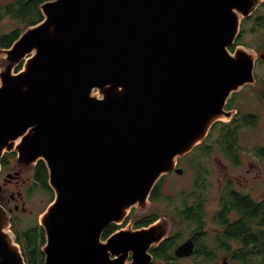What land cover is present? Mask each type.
Wrapping results in <instances>:
<instances>
[{
  "label": "water",
  "instance_id": "95a60500",
  "mask_svg": "<svg viewBox=\"0 0 264 264\" xmlns=\"http://www.w3.org/2000/svg\"><path fill=\"white\" fill-rule=\"evenodd\" d=\"M260 1L44 0L1 50L0 158L43 160L54 192L39 218L43 264H124L130 249V264L150 260L169 233L163 217L99 237L146 210L161 176L181 173L177 159L232 118L231 93L257 82V52L231 46ZM9 222L0 205V264H26Z\"/></svg>",
  "mask_w": 264,
  "mask_h": 264
},
{
  "label": "flooded vegetation",
  "instance_id": "af4514ba",
  "mask_svg": "<svg viewBox=\"0 0 264 264\" xmlns=\"http://www.w3.org/2000/svg\"><path fill=\"white\" fill-rule=\"evenodd\" d=\"M39 4L36 5L35 11L27 13L26 19L28 21H32L31 19L35 12L42 18ZM21 8L20 0H10L6 3L0 2V22L7 18L17 25L8 31H0V65L4 59V54L1 50L8 48L21 32L18 27V25L24 23L23 15L21 16V13H19ZM262 27H264V0H261L247 16L241 19L239 32L231 49L233 50L239 44L253 48L242 43V39L246 34L253 33ZM262 36L263 34L259 33L257 36L258 40L254 43L255 48L253 49L258 54L255 67L257 60L264 59V52L256 49L264 48V43L260 41L263 40ZM22 62L15 65L14 72L21 69ZM247 85L252 84L247 83L240 90ZM236 92L238 91L231 93L225 104L226 110L235 111L232 118L228 122H215L212 127L218 123H227L229 125L238 123L237 117L241 114L239 106L233 97ZM203 140L196 146L202 147ZM222 141L223 138L221 137H217L215 140L218 144H221ZM196 146L190 152L179 157L177 164L186 159L193 167L197 165L195 161L193 162L192 157H189ZM15 156L16 153L10 151L4 152L0 158V205L6 209L10 216V230L15 235V240L25 257V263L28 264L26 257L31 256V253L35 251L36 255L40 257V261L38 260L35 264H41V261L43 264L44 253L42 245L45 243V231L38 220L37 223L34 220L28 221L30 223L26 224V220L17 215L18 212L26 213L29 209L25 206L22 191L19 188H15V186L18 185L21 179L20 176L26 171L28 175L24 182H27V185L33 182L37 188L43 189L50 195L47 205L52 201L54 192L48 185V171L43 160H38L32 166H21L15 162ZM228 159L231 164H236L232 158ZM41 163L44 164L47 174L45 183L40 178L39 167ZM177 164L176 166L179 167ZM182 173L183 170L179 174ZM162 177L163 175L150 191L148 196L150 204L162 201L165 197L164 195H166L163 187H161ZM196 179L195 181H197ZM157 183H160L159 186H157ZM181 193H183L182 198L178 206L174 208L176 209L175 227L173 228L172 222L169 221L170 228L167 237L157 244H151L146 249V252L151 256L146 264H264V218L245 216L243 211L236 205V201L232 200V197L235 198V196H250L254 201L260 203L264 200V196L260 199H255L251 194L233 186L231 180L223 181L211 203L207 201L206 190H202L199 185L191 186L190 189L187 191L182 190ZM131 211L130 209L129 212ZM128 214L121 222L109 224L101 233L99 243H105L111 234L126 228ZM158 218L157 214H150L132 222H129V220L128 226L130 228L128 229L134 231L146 227ZM106 229L109 231L105 235ZM29 231H34L35 234L33 238L35 242L33 244L31 242L28 243L29 240L27 235H25ZM177 247L180 248L179 254L176 253ZM135 253L134 249H130L124 264L132 263L135 260ZM109 258L112 260L117 258V256L110 254Z\"/></svg>",
  "mask_w": 264,
  "mask_h": 264
},
{
  "label": "rangeland",
  "instance_id": "374dc122",
  "mask_svg": "<svg viewBox=\"0 0 264 264\" xmlns=\"http://www.w3.org/2000/svg\"><path fill=\"white\" fill-rule=\"evenodd\" d=\"M8 1L10 0H0L1 3ZM15 26L17 25L14 22L5 18L0 22V31H8ZM26 26L25 22L18 25L20 31ZM259 33L263 34V40L260 41L264 43V27L253 33L246 34L242 39V43L255 48L254 43L258 40L257 36ZM243 46L248 47L246 45ZM256 49L264 52V48ZM254 70L257 80L255 85H247L242 90L233 94L241 114L237 117L239 124L244 122V114H256V121L252 126L244 125L237 131L239 138V162L231 164L228 157L223 154L220 144L215 142L216 138L220 135L219 130L216 129L211 137L208 135L203 140L202 147L196 146L192 154L189 155L197 165L193 167L185 159L177 164L183 169L182 174L174 171L164 174L161 179V187H163L166 193L165 197L162 201L153 204H150L149 201L150 206L148 205L144 211H139L136 206L132 207V211L129 212L127 218L128 221L130 220L129 222L146 215L157 214L159 218H165L168 224L169 221L172 222L174 228L176 221V209L174 208L178 206L182 198V190L187 191L191 186L197 185V183L202 190H206L205 194L208 197L207 201L209 203L214 199L223 181L230 180L233 186L251 194L255 199H260L264 196V154H260L257 151L259 146L264 145V97L260 94L264 93V59L257 60ZM224 121L228 122L229 120L225 119ZM213 127L210 133L215 128ZM199 174L202 175V179L199 177L198 180H200L195 181ZM27 175L28 173L25 171L20 176L21 179L15 188H19L22 191L25 206L29 211L26 213L18 212L17 215L21 218L23 217L26 220V224L30 223L28 221L34 220L37 223V220L39 221L40 215L47 206L50 195L43 189L37 188L33 182L27 185V182H24ZM128 221L125 229L130 228Z\"/></svg>",
  "mask_w": 264,
  "mask_h": 264
},
{
  "label": "trees",
  "instance_id": "16d2710c",
  "mask_svg": "<svg viewBox=\"0 0 264 264\" xmlns=\"http://www.w3.org/2000/svg\"><path fill=\"white\" fill-rule=\"evenodd\" d=\"M21 4H22V8L19 11V13H21V16L23 15V19L24 22L27 25L30 24H34L36 22H38L41 19V16L35 12L32 16V21H28L26 19L27 13L29 11H35L36 9V5L38 3H41V0H20ZM27 20V21H26ZM28 22V23H27ZM32 22V23H30ZM261 95H263L264 97V93H260ZM244 122L239 124L236 123L235 126H231L227 123H218L216 124L213 128V131H211V133L209 134L210 136H212V134L215 132V130H219L220 135L219 137L223 138V141L220 144V149L222 150L223 154L228 157V158H232V160L237 164L239 162V157H238V153H239V138H238V129L244 125L247 126H252L255 123V119H256V114H244ZM258 153L260 154H264V145L263 146H259L257 148ZM39 171H40V178L43 180V182H46V170L44 167V164L41 163L40 167H39ZM200 177V179H202V175H198L197 176V181L198 178ZM160 183H157V186H159ZM198 185V183H197ZM235 195V194H234ZM232 200L236 201V205L240 208V210L243 211V214L245 216L248 217H262L264 218V200H262L260 203L254 201L250 196H235L232 197ZM170 204V203H168ZM108 229L105 230V235L108 233ZM27 238H28V243H34L35 239L34 236V231H29L27 234ZM16 241V240H15ZM25 258V257H24ZM28 264H35L36 262H38V260L40 261V257H38L35 253V251H33L31 253V256L26 257ZM42 264V261H41Z\"/></svg>",
  "mask_w": 264,
  "mask_h": 264
},
{
  "label": "built area",
  "instance_id": "2783aa9c",
  "mask_svg": "<svg viewBox=\"0 0 264 264\" xmlns=\"http://www.w3.org/2000/svg\"><path fill=\"white\" fill-rule=\"evenodd\" d=\"M8 228L10 229V225H8Z\"/></svg>",
  "mask_w": 264,
  "mask_h": 264
}]
</instances>
